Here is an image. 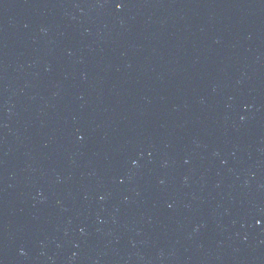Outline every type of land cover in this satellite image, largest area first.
<instances>
[{
  "label": "water",
  "instance_id": "95a60500",
  "mask_svg": "<svg viewBox=\"0 0 264 264\" xmlns=\"http://www.w3.org/2000/svg\"><path fill=\"white\" fill-rule=\"evenodd\" d=\"M217 156L248 264H264V0H188Z\"/></svg>",
  "mask_w": 264,
  "mask_h": 264
},
{
  "label": "snow or ice",
  "instance_id": "6c2138e0",
  "mask_svg": "<svg viewBox=\"0 0 264 264\" xmlns=\"http://www.w3.org/2000/svg\"><path fill=\"white\" fill-rule=\"evenodd\" d=\"M120 5H117V7H119Z\"/></svg>",
  "mask_w": 264,
  "mask_h": 264
}]
</instances>
